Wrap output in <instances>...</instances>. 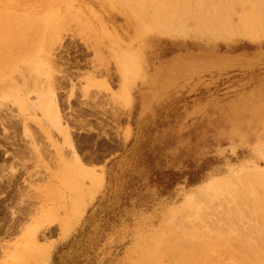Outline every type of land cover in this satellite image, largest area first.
I'll list each match as a JSON object with an SVG mask.
<instances>
[{
  "label": "rangeland",
  "instance_id": "1",
  "mask_svg": "<svg viewBox=\"0 0 264 264\" xmlns=\"http://www.w3.org/2000/svg\"><path fill=\"white\" fill-rule=\"evenodd\" d=\"M166 1L0 0V264L262 263L264 4Z\"/></svg>",
  "mask_w": 264,
  "mask_h": 264
},
{
  "label": "bare ground",
  "instance_id": "2",
  "mask_svg": "<svg viewBox=\"0 0 264 264\" xmlns=\"http://www.w3.org/2000/svg\"><path fill=\"white\" fill-rule=\"evenodd\" d=\"M137 1H138V0H137ZM156 1H157V0H156ZM167 1H169V0H167ZM167 1H166V2H167ZM171 1L173 2V0H171ZM171 1H169L168 3H170ZM175 1H176V0H175ZM182 1H183V0H181V2H182ZM197 1H198V0H197ZM200 1H201V0H200ZM200 1H199V2H200ZM203 1H204V0H203ZM254 1H255V0H254ZM261 1H262V3L264 4V0H261ZM133 2H134V1H133ZM153 2H155V1H153ZM172 2H171V3H172ZM179 2H180V0H179ZM183 2H185V1H183ZM201 2H202V1H201ZM245 2H246V1H245ZM245 2H244V3H245ZM137 3H138V2H137ZM140 3H141V1H140ZM161 3H163L164 5L166 4L165 1H164V2H161ZM161 3H160V4H161ZM168 3H167V4H168ZM176 3H177V2H176ZM205 3H206V2H205ZM210 3H211V2H210ZM213 3H214V5H215V2H214V1H213ZM219 3H220V2H219ZM262 3H261V4H262ZM134 4L136 5L135 2H134ZM151 4H152V3H151ZM160 4H159V5H160ZM173 4H175V2H173ZM173 4H171V5H173ZM179 4H180V3H179ZM181 4H182V3H181ZM183 4H184V3H183ZM188 4H189V3H188ZM240 4H241V3H240ZM252 4H253V3H252ZM254 4H255V3H254ZM261 4H260V5H261ZM159 5H158V6H159ZM164 5L161 4L160 9H162L163 7H164L163 10L169 9V10H166V11H167L166 13H165V11H164V13H165L166 15H167L168 12H169V14H171V7H172V6H170V4H168L169 7L164 6ZM176 5L178 6V4H176ZM176 5H174V6H175V7H174L175 9H174L173 7H172V8H173V10H174L175 12H178V14H179V11H178L179 8H177ZM186 5H187V2H186ZM198 5H199V4H198ZM214 5H213V6H214ZM260 5H259V6H260ZM155 6H156V5H155ZM155 6H154V7H155ZM158 6H156V7H158ZM181 6H182V5H181ZM194 6H195V3H194ZM133 7H134V6H133ZM147 7H148V6H147ZM152 7H153V6H152ZM152 7L149 6L148 8H152ZM154 7H153V8H154ZM178 7H179V6H178ZM196 7H197V6H196ZM196 7H195V8H196ZM242 7H243V6H242ZM260 7H261V6H260ZM131 8H132V7H131ZM145 8H146V7H145ZM180 8H181V7H180ZM193 8H194V7H193ZM262 8H263V5H262ZM262 8H261V9H262ZM137 9H139V8H137ZM141 9L143 10V8H141ZM182 9L184 10V6L182 7ZM182 9H181V10H182ZM211 9H213V8L211 7ZM220 9H221V8H220ZM256 9H257V8H256ZM256 9H254V11H255ZM259 9H260V8H258V10H256L255 12L260 13ZM163 10H161V15H160V14H159V16L156 15L158 18L160 17V20H159V21H156L158 18H156V16H154V15H155L156 12L158 11V9H155V8L152 9V12L155 11V13H154V15H152V17L154 16V17L156 18V20H155V18H153L154 21L151 22V23H152V27H153V24H154L156 27H158V29H159L162 33H163V32H165V33H168V32H169L168 34H172V35H175V34H174L175 32H177L176 34H178V33H179V34H181V33L183 34V33H184V34L186 35V34L188 33L189 30L192 31L193 28H189L190 26L188 27V31H187V27H185V26H187L188 24H187V25H182V26H184V27H178V26H177V25H179V24H180V25L182 24V23H181V22H182V19L180 18V16H178L179 18L177 17V18H178V21L181 19V20L178 22V24L174 22L175 24H177L176 27H175V26L173 27L172 24H170L171 26H169L168 24H167L168 26H167V25L165 26V22H166L167 19H166L165 21H162V20H164L165 18H167V16L162 15V14H163V13H162ZM186 10H187V9H186ZM186 10L183 11V12L185 13ZM197 10H198V9H197ZM249 10H251V8H249ZM249 10H248V13H249ZM140 11H141V10H140ZM188 11H189V10H188ZM258 11H259V12H258ZM263 11H264V10H263ZM143 12H144V11H143ZM143 12H141V13H143ZM146 12H147V11H146ZM149 12H150V10H149L147 13H149ZM175 12H173V13H175ZM235 12H237V11H235ZM157 13H158V12H157ZM159 13H160V12H159ZM173 13H172V15H174ZM181 13H182V11H181ZM193 13L196 14L197 12H193ZM250 13H251V12H250ZM263 13H264V12H263ZM169 14H168V16H169L168 20H169V19H170V20L172 19V21L169 20V22L173 23L174 18H172V17H174L175 15L172 16V15H169ZM214 14H215V12H214ZM244 14H246V13H244ZM147 15H151V14H147ZM242 15H243V13H242ZM242 15H241L240 17H242ZM262 15H263V14H262ZM262 15H261V16H262ZM140 16H141V15H140ZM161 16H163V17L165 16V18L162 19ZM181 16H182V15H181ZM187 16H188V15H187ZM198 16H199V15H198ZM250 16H251V15H250ZM170 17H171V18H170ZM184 17H185V16H184ZM200 17H202V15H201ZM214 17H215V16H214ZM240 17L236 15V16H234V17L232 18V21H233V23L235 24L234 26L236 27L235 30H236L238 33H240V34L242 33L241 35H247V36H249V37H250L251 35H254L253 33H256V32H257V34H258V31L256 30V28H257L256 26H258V27L260 26L259 24H257V23H259V22H257V21H260V20H258V19L261 18V17H259L258 19H255L256 17L254 16V21L256 20V22H257V23H256L257 25L255 26L256 28L253 27V26H254L253 23H252V24H253L252 27L248 25L247 22H249V21L252 22V21H251V18L248 19L249 21H248V20L246 21V19L242 20ZM243 17H244V16H243ZM246 17H249V16L247 15ZM182 18H183V17H182ZM186 18H187V17H186ZM188 18H190V17H188ZM193 18H195V17H193ZM198 18H199V17H198ZM198 18H197V19H198ZM202 18H204V17H202ZM202 18H199V19L202 20ZM223 18H224V17H223ZM161 19H162V20H161ZM208 19H210V18H208ZM263 19H264V17H263ZM142 20H143V19H142ZM144 20H145V19H144ZM184 20H185V19H184ZM188 20H189V19H188ZM188 20H187V21H188ZM201 20H200V21H201ZM210 20H211V19H210ZM252 20H253V19H252ZM261 20H262V19H261ZM197 21H198V20H195V22H197ZM203 21H204V22L206 21L207 24L211 23V21H209V20H208V21H209V23H208L207 19H205V18H204L201 22H203ZM167 22H168V21H167ZM169 22H168V23H169ZM224 22H226V21H224ZM224 22H223V23H224ZM227 22H228V21H227ZM244 22H245L246 25L244 24ZM149 23H150V22H149ZM223 23H222V24H223ZM231 23H232V22H231ZM160 24H161V25L164 24V26H160ZM183 24H184V21H183ZM196 24H198V26L202 27L201 25H203L204 23H203V24H202V23L200 24V23L198 22V23H195V25H196ZM207 24H204V25H205V27L208 28V27L210 26V24H209V25H207ZM224 24H225V23H224ZM260 24H261V23H260ZM150 25H151V24H150ZM193 26H194V25H193ZM198 26H196V27H195L196 29H193V31L197 32V31L199 30V32H200L201 34H203L202 31H200V30H202V29H201V28H200V29L197 28ZM171 27H172V28H171ZM211 27H212V26H211ZM218 27H219V26H218ZM153 28H155V27H153ZM202 28H203V27H202ZM263 28H264V25H263ZM263 28H262V30H263ZM150 29H151V28H150ZM197 29H198V30H197ZM208 29H209V30L213 29V31H212V30H211V31L214 32V28H213V27H212V28H208ZM217 29H218V28H217ZM151 30H152V29H151ZM185 30H186V32H185ZM205 30H206V29H205ZM209 30H208V32H210ZM227 30H228V29H227ZM227 30H226V31H227ZM230 30H231V28H230ZM230 30H229V31H230ZM152 31H153V30H152ZM193 31L191 32L192 35H193V33L195 34V32H193ZM206 31H207V30H206ZM231 31H233V30H231ZM203 32H204L203 35H205L206 32H205L204 30H203ZM220 32H221V31H220ZM222 32H223V31H222ZM222 32H221V33H222ZM227 32H228V31H227ZM262 32H263V31H262ZM189 33H190V32H189ZM191 33H190V34H191ZM200 33H199V34H200ZM210 33H211V32H210ZM214 33H215V32H214ZM216 33H217V32H216ZM221 33H220V34H221ZM228 33H229V32H228ZM163 34H164V33H163ZM179 34H178V35H179ZM201 34H200V35H201ZM208 34H209V33H208ZM208 34H207V35H208ZM222 34H223V33H222ZM260 34H261V33H260ZM260 34H259V35H260ZM209 35H210V34H209ZM259 35H258V36H259ZM181 36H182V35H181ZM212 36H214V39L217 38V34H216V35L214 34V35H212ZM256 36H257V35H256ZM183 37H184V36H183ZM241 179H242V178H241ZM226 181H228V180L226 179ZM242 181H243V180H242ZM234 183H235V182H234ZM217 185H218V182L215 181V182H213L210 186H208V188H209V189H210V188H214V187H216ZM229 185H230V184H229ZM203 187H204V186H203ZM203 187H202V189H196V190H195V189H192V193L189 195V200H188V201H191L192 199L198 197V195H199L201 192H203L204 190L207 189V187H206V188H203ZM200 188H201V187H200ZM236 191H237V190H236ZM201 194H202V193H201ZM203 194H204V193H203ZM246 195H247V194H246ZM200 196H201V195H200ZM247 199H248V198H247ZM222 200H223V199H222ZM201 203H202V202H201ZM183 204H186V203H183ZM234 204H235V203H234ZM193 205H194V204H193ZM225 205H226V204H225ZM185 207H187V206H185ZM183 208H184V207H183ZM202 208H203V207H202ZM222 208H223V207H222ZM227 208H228V207H227ZM229 210H230V209H229ZM231 210L234 211V209H231ZM205 212H206V211H205ZM219 213H221V212H219ZM219 213H218V214H219ZM241 213H242V212H241ZM241 213H240V214H241ZM222 214L225 216V210L223 211ZM246 214H247V213H246ZM246 214H245V216L247 217ZM253 214H254V213H253ZM253 214H252V215H253ZM245 216H244V218H246ZM248 216H249V215H248ZM250 216H251V215H250ZM247 218H248V217H247ZM247 218H246V219H247ZM251 218H252V217H251ZM201 219H202V218H201ZM205 219H206V218H205ZM224 219H225V218H224ZM246 219H245V220H246ZM254 219H255V218H254ZM236 220H237V219H236ZM247 220H249V218H248ZM251 220H253V219H251ZM223 221H224V220H223ZM239 221H240V220H239ZM243 221H244V220H243ZM249 221H250V220H249ZM249 221H248V223H250ZM253 221H254V220H253ZM244 222H246V221H244ZM244 222H243V223H244ZM220 223H221V222H220ZM220 223H219V224H220ZM239 223H241V222H239ZM222 224H223V223H222ZM226 224H228V223H226ZM254 224H256L255 221H254ZM240 225H241V224H240ZM221 226H222V225H221ZM221 226L219 225L218 228L221 227ZM226 226H227V225H226ZM226 226H225V227H226ZM247 226H248V225H247ZM258 226H259V225H258ZM222 227H223V226H222ZM256 227H257V226H256ZM190 228H191V227H190ZM223 228H224V227H223ZM248 228H249V227H248ZM219 229H220V230H223L222 228H219ZM225 229H226V228H225ZM246 229H247V228H246ZM258 229H259V228H258ZM220 230H219V231H220ZM211 231H212V230H211ZM225 231H226V230H225ZM231 231H232V230H231ZM233 231H237V230L234 229ZM233 231H232V232H233ZM251 231H252V230H251ZM256 231H257V230H256ZM260 231H261V230H260ZM204 232H206V231H204ZM209 232H210V231H209ZM212 232H213V231H212ZM247 232H248V231H247ZM254 232H255V231H254ZM233 233H234V232H233ZM243 234H244V233H243ZM257 234H258V233H257ZM204 235H205V234H204ZM224 235H225V233H224ZM229 235H230V234H229ZM255 236H256V235H255ZM231 237H232V236H231ZM238 237H239V236H238ZM241 237H242V236H241ZM251 237H252V236H251ZM260 238H261V237H260ZM229 239H230V238H229ZM246 239H247V238H246ZM255 239H256V238H255ZM227 240H228V239H227ZM261 240H262V239H261ZM229 241H230V240H229ZM249 241H250V240H249ZM262 241H263V240H262ZM245 242H246V241H245ZM247 242H248V240H247ZM253 243H254V242H253ZM231 244H232V243H231ZM242 244H243V242L241 241V245H242ZM239 245H240V244H239ZM244 245H245V244H244ZM246 245H247V244H246ZM248 246H249V245H248ZM251 246H254V245H251ZM257 246H258V245H257ZM257 246H256V247H257ZM254 247H255V246H254ZM231 248H232V247H231ZM231 248H230V249H231ZM244 248H245V247H244ZM252 248H253V247H252ZM256 249H260L259 252H260L261 254L264 255V242L260 243V244H259V247L256 248ZM234 250H235V249H234ZM231 251H232V250H231ZM235 251H236V250H235ZM236 252H237V251H236ZM246 252H247V250H246ZM256 252H257V251H256ZM247 253H249V252H247ZM254 254H255V253H254ZM254 254H253V256H254ZM230 255H231V254H230ZM241 255H242V254H241ZM244 255H245V254H244ZM235 256H236V255H235ZM257 256H258V255H256V257H257ZM243 257H244V256H243ZM184 259H185V258H184ZM250 259H251V257H250ZM246 260H247V259H246ZM259 260L262 261V263H261V262H260V263L257 262L258 264H264V256H263V258H262V256H261V258H260ZM259 260H257V261H259ZM238 261H239V260H238ZM247 261H248V260H247ZM254 261H255V260H254ZM185 262L188 263L187 260H186ZM235 262H236V261H235ZM251 262H252V261L249 260V264H251ZM180 263H181V262H180ZM183 263H184V262H183ZM240 263H241V262H240ZM253 263H254V262H253ZM188 264H189V263H188ZM231 264H232V263H231ZM238 264H239V263H238ZM254 264H255V263H254Z\"/></svg>",
  "mask_w": 264,
  "mask_h": 264
}]
</instances>
